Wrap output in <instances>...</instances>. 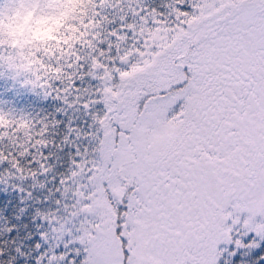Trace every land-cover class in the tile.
<instances>
[{"label":"snow or ice","instance_id":"1","mask_svg":"<svg viewBox=\"0 0 264 264\" xmlns=\"http://www.w3.org/2000/svg\"><path fill=\"white\" fill-rule=\"evenodd\" d=\"M53 44L52 111H0V264H264V0H79Z\"/></svg>","mask_w":264,"mask_h":264},{"label":"trees","instance_id":"2","mask_svg":"<svg viewBox=\"0 0 264 264\" xmlns=\"http://www.w3.org/2000/svg\"><path fill=\"white\" fill-rule=\"evenodd\" d=\"M64 2V8L60 12L58 10L54 18L47 19L40 28H32V32L39 33L36 37L32 34L31 40H38L41 43H50L49 45L54 46L53 41L55 35L62 32L63 25L71 23L72 16L79 7V0H64ZM4 6L3 1L0 0V41H2L3 47L7 50V54L5 56H8L7 59L9 60V62L8 60L2 62L5 69L0 70V111H3L5 114L13 118L29 117L34 120L39 119L52 111L53 102L50 97H45L42 89L38 87L36 74H29L24 63L25 56L22 54H16L22 51L19 50L14 53L12 50L18 49L8 47V28L6 23L11 21V16ZM18 23L19 22L16 24L18 25ZM33 45H35V43H33ZM36 47L40 48L38 45H36ZM43 49L44 48H40L37 51H41ZM28 55L34 56L33 52H30V50ZM32 60L33 58H31L30 61ZM41 67L42 65L38 67V69ZM12 74L17 75L18 81H16ZM27 74H29V79L31 78L35 81H31L34 85L33 89H31V87H29L26 83L24 77ZM0 195H6L8 199L13 201L12 205H9L10 210L8 212H4L2 207H0V217L7 216L8 222H11V209L21 206L17 203V193L11 191L10 189L7 190L6 188H0ZM3 226L4 221L3 219H0V227Z\"/></svg>","mask_w":264,"mask_h":264},{"label":"rangeland","instance_id":"3","mask_svg":"<svg viewBox=\"0 0 264 264\" xmlns=\"http://www.w3.org/2000/svg\"><path fill=\"white\" fill-rule=\"evenodd\" d=\"M6 7V10L10 14L11 21L6 23L8 28L7 45L9 48H16L18 50H12L14 53L21 50L22 52L16 54H22L25 56L24 63L28 69L29 74H37L38 67H40L39 61H37L35 53L40 48H45L50 43H41L38 40H31L32 34L35 37L38 35L36 32H32V28L36 29L41 27L47 19L54 18L64 8V0H2ZM17 22L18 25L16 24ZM36 39V38H35ZM35 43V45H33ZM38 45L40 48L36 47ZM33 48V50H32ZM35 48V49H34ZM11 50V49H10ZM33 52L34 56L28 55V52ZM8 56H3L2 62H5ZM31 58H33L32 61ZM9 62V60H8ZM25 75L26 83L31 89L34 85L29 79L28 75ZM18 81L17 75L12 74ZM35 82V81H33Z\"/></svg>","mask_w":264,"mask_h":264}]
</instances>
